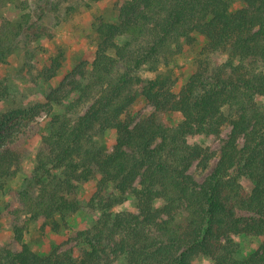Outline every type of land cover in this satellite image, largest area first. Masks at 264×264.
I'll list each match as a JSON object with an SVG mask.
<instances>
[{
  "label": "trees",
  "instance_id": "16d2710c",
  "mask_svg": "<svg viewBox=\"0 0 264 264\" xmlns=\"http://www.w3.org/2000/svg\"><path fill=\"white\" fill-rule=\"evenodd\" d=\"M62 1L68 0H35V19L32 1L0 0V9L23 10L1 20L0 63L40 38L48 5ZM118 9L117 21L97 17L93 61H82L38 105L51 114L55 104L65 109L52 114L27 183L11 191L18 207L0 264H115L119 258L194 264L201 256L213 264H264V101L258 98L264 97V0H124ZM195 32L207 42L177 92L162 67L192 44ZM62 59V53L52 58L46 80L58 74ZM147 70L155 77L145 76ZM8 93L0 81V97ZM142 97L155 109L136 120L126 113ZM167 113L180 120H163ZM17 115L0 117V189L18 175L29 156L25 142L39 132L32 124L10 125ZM226 126L219 150L198 140L221 138ZM109 130L117 133L111 152L100 143ZM214 159L199 181L191 168L206 172ZM97 178L89 206L101 212L91 227L73 231L78 252L37 253L25 241L32 222L59 231L81 208V185ZM127 194L137 209H112ZM243 234L262 242L240 258L236 237Z\"/></svg>",
  "mask_w": 264,
  "mask_h": 264
},
{
  "label": "rangeland",
  "instance_id": "374dc122",
  "mask_svg": "<svg viewBox=\"0 0 264 264\" xmlns=\"http://www.w3.org/2000/svg\"><path fill=\"white\" fill-rule=\"evenodd\" d=\"M32 1V10L34 18L40 13V8ZM124 0H68L62 2H54L48 5V9L43 19L40 21L42 35L40 38L32 40L28 43H22L17 50L10 55L6 63H0V81L3 85L9 87L7 96L0 97V117L5 113L17 112L10 125L14 127L24 124H32L37 126L39 132L37 135L28 138L25 142V149L29 151V156L25 159L23 166L14 178L6 181L3 189H0V245L13 240L12 220L14 214L12 210L18 207L17 202L12 198L11 191L20 189L27 183L28 177L32 174V170L36 163V151L41 141L42 135L48 130L50 119L53 113L61 112L65 108L55 104L52 114L39 104L48 101L49 93L57 88L62 80L68 76L82 61L92 62L97 44L95 40V25L98 16H103L108 21H117L118 8ZM242 3L237 2L236 7H240ZM23 10L13 4L0 9V23L4 17L18 18L22 15ZM192 44H186L184 51L176 55L162 69L172 74L175 84V91H180L183 85L192 75L195 69V56L197 52L206 44L207 38L199 33H194ZM63 54L62 67L58 74L50 80L44 77V69L51 65L52 58ZM143 74L148 77H155V72L144 71ZM264 101L263 96L258 97ZM154 106L144 97L140 98L128 111L130 117L139 120L142 116L150 114L154 111ZM163 120L176 122L180 120L178 114H163ZM230 127L226 126L223 130L222 137L216 138L200 137L198 140L211 146L213 149L219 150L222 139L227 137ZM117 133L115 130H109L100 138L102 147L111 152L114 149ZM217 159L212 160L210 168L206 172H202L195 165L191 168L195 177L202 181L209 174ZM99 176V175H98ZM97 179L91 180L81 185L79 190V198L81 208L78 212L70 215L59 231H53L50 228L42 227V220H35L31 224L29 232L25 236V241L41 255L50 254L55 249L60 251L70 249L78 252V246L75 240H71V235L75 230H82L91 227L98 216L97 213L89 206V200L95 190ZM244 185L247 190H251L253 183L245 178ZM119 195L118 191H114ZM13 201L10 206V212L6 206ZM136 198L132 194H127L122 203L116 204L114 210H136ZM240 244L238 256L240 258L247 257L254 252L262 242V237L254 235H240L236 237ZM16 249L20 248V244L15 240L12 242ZM115 264H127L124 258H119ZM194 264H213V259L209 257H197Z\"/></svg>",
  "mask_w": 264,
  "mask_h": 264
}]
</instances>
